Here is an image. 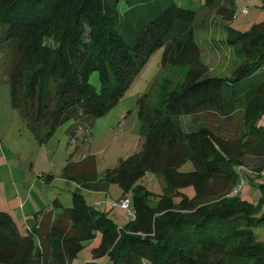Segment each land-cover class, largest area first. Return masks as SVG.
Segmentation results:
<instances>
[{
	"label": "trees",
	"instance_id": "trees-1",
	"mask_svg": "<svg viewBox=\"0 0 264 264\" xmlns=\"http://www.w3.org/2000/svg\"><path fill=\"white\" fill-rule=\"evenodd\" d=\"M211 1L226 21L224 39L213 44L236 57L227 77L207 73L194 34L196 13L175 0H0V52L14 65L12 103L38 140L67 120L75 123L70 137L78 139L93 117L124 97L159 49L162 69L187 68L179 86L168 90L169 83H162L157 104L139 105L142 142L136 154L106 170L101 183L90 170L78 174V183L92 192L118 184L117 201L127 197L135 219L118 227L79 191L70 206L54 203L60 212L38 214L26 234L0 212V264H70L97 235L100 243L85 264H233L253 257L254 264H264V246L255 241L264 230V198L255 208L238 193L229 195L243 179L238 169L246 150L264 160V131L250 125L238 142L222 141L189 118L202 110L227 119L242 111L248 117L259 105L264 110V21L240 32L229 25L232 0L206 5ZM51 37L48 47L44 40ZM94 71L100 91L89 84ZM251 136L262 138L259 146ZM85 162L82 170L90 165ZM186 162L192 171H180ZM262 172L264 164L254 169L257 176ZM147 173L156 174L161 194L146 187ZM188 187L193 195L183 191Z\"/></svg>",
	"mask_w": 264,
	"mask_h": 264
},
{
	"label": "rangeland",
	"instance_id": "rangeland-1",
	"mask_svg": "<svg viewBox=\"0 0 264 264\" xmlns=\"http://www.w3.org/2000/svg\"><path fill=\"white\" fill-rule=\"evenodd\" d=\"M175 2L196 13L194 34L207 73L216 77L229 76L236 61L233 50L213 44V41L224 39L225 16L217 11L213 1L208 5L207 0ZM232 3L234 18L229 22L232 28L245 32L253 24L264 21V0H232ZM226 8L229 9L228 5ZM243 9L246 10L244 14L241 13ZM44 41L48 47H53L54 38ZM161 54L162 50L159 49L150 57L124 97L103 116L93 117L89 130H80L78 139L70 137L69 130L75 123L67 120L57 125L47 138L38 140L21 121L19 109L13 106L10 75L14 65L6 53L0 52V212L11 214L22 234L34 227L40 211L54 209L56 213L60 212L57 206L54 207L56 202L64 207L70 206L75 191L81 192L86 203L95 210L107 212V216L118 227L128 222L127 212L116 203L120 197L118 184L109 183L104 190L92 192L81 187L77 178L78 174L90 170V176L101 183L106 170L115 168L139 150L142 142L139 105H144V102L151 107L157 104L164 94L162 83H169L166 87L171 90L183 82L187 72L185 67L166 66L162 69ZM89 84L100 91L97 71L89 76ZM258 107V112L253 110V114L250 112L248 117L245 111L227 119L212 110H202L189 118L194 123L209 127L222 141L238 142L245 132L249 133L250 125L264 131V110L260 111L261 106ZM254 113L258 115L252 118ZM83 132H87L86 138H83ZM251 139L254 146H259L262 138L251 136ZM262 159L252 149L246 150V156L240 158L243 162L240 170L244 183L238 190V197L255 208L262 204L264 198V172L259 176L254 173L256 167L264 164ZM86 160L90 165L87 170H82V162L86 164ZM192 170L191 162H186L180 169L182 172ZM146 175V187L156 195L161 194V184L156 174ZM234 189L229 195L234 196ZM183 191L188 195L194 193L192 187ZM255 236L257 244L263 247L264 230H258ZM37 239L33 237L35 246L38 245ZM99 243L97 235L86 243L70 264L91 261L92 250ZM258 251L262 252L261 249ZM256 260L257 257L240 259L233 264H254ZM105 261L106 258L101 259L102 263Z\"/></svg>",
	"mask_w": 264,
	"mask_h": 264
},
{
	"label": "built area",
	"instance_id": "built-area-1",
	"mask_svg": "<svg viewBox=\"0 0 264 264\" xmlns=\"http://www.w3.org/2000/svg\"><path fill=\"white\" fill-rule=\"evenodd\" d=\"M242 14L246 13V10L243 9L241 11ZM241 167H239V171ZM244 183V180L241 178V181L240 183L235 187L234 191L232 192L233 195L237 194L238 193V190L240 189L241 185ZM117 204H119L120 208L125 210L129 216V218L131 220H134L135 219V212L133 210H131L130 208V200L127 198V197H123L121 198L119 201L116 202ZM115 203V204H116Z\"/></svg>",
	"mask_w": 264,
	"mask_h": 264
},
{
	"label": "crops",
	"instance_id": "crops-1",
	"mask_svg": "<svg viewBox=\"0 0 264 264\" xmlns=\"http://www.w3.org/2000/svg\"><path fill=\"white\" fill-rule=\"evenodd\" d=\"M80 185H81V184H80ZM81 187H82V186H81ZM44 211H45V210H44ZM41 212H43V211H40L39 214H40ZM10 215H11V214H10ZM14 220H15V218H14ZM16 223H17V222H16ZM32 228H33V227H32ZM32 228H31L30 230H32Z\"/></svg>",
	"mask_w": 264,
	"mask_h": 264
}]
</instances>
